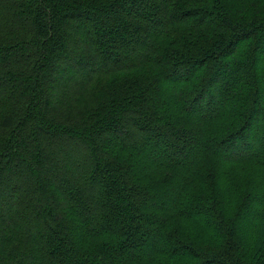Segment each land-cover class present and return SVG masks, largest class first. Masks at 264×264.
<instances>
[{"label":"trees","instance_id":"1","mask_svg":"<svg viewBox=\"0 0 264 264\" xmlns=\"http://www.w3.org/2000/svg\"><path fill=\"white\" fill-rule=\"evenodd\" d=\"M0 264H264V0H0Z\"/></svg>","mask_w":264,"mask_h":264}]
</instances>
